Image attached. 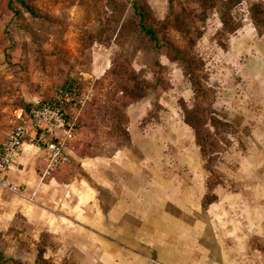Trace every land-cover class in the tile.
Listing matches in <instances>:
<instances>
[{"label": "rangeland", "instance_id": "rangeland-1", "mask_svg": "<svg viewBox=\"0 0 264 264\" xmlns=\"http://www.w3.org/2000/svg\"><path fill=\"white\" fill-rule=\"evenodd\" d=\"M27 1L39 16L0 0V129L17 106L75 85L85 102L78 155L113 154L128 142L126 127H154L153 145L132 149L140 160L154 157L157 182L170 178L156 199L202 188L214 203L201 216L206 233L237 235L250 256L241 264H264V0ZM136 2L159 44L142 30ZM41 221L27 201L0 189V264L100 263L75 260L34 227Z\"/></svg>", "mask_w": 264, "mask_h": 264}, {"label": "crops", "instance_id": "crops-1", "mask_svg": "<svg viewBox=\"0 0 264 264\" xmlns=\"http://www.w3.org/2000/svg\"><path fill=\"white\" fill-rule=\"evenodd\" d=\"M153 128L126 127L128 142L117 146L113 154L82 156L76 152L79 127L70 160L45 181L41 173L45 169L44 152L26 142L5 172L21 191H6L27 201L42 218L34 227L50 234L66 252L72 249L75 260H100L99 264H228L233 256L237 264L249 261V254L238 250L241 240L237 235L230 240L231 236L206 233L201 216L214 203L206 202L202 188L199 196L196 190L185 198L163 194L156 199L155 189L169 190L170 178L157 182L154 157L146 155L140 160L132 149L138 143L152 146L154 141L149 137L153 138ZM7 138L6 125L0 129V152Z\"/></svg>", "mask_w": 264, "mask_h": 264}, {"label": "built area", "instance_id": "built-area-1", "mask_svg": "<svg viewBox=\"0 0 264 264\" xmlns=\"http://www.w3.org/2000/svg\"><path fill=\"white\" fill-rule=\"evenodd\" d=\"M84 103L76 87H66L51 99L31 102L30 108L17 106L7 117L8 138L0 152V187L16 193L21 191L5 172L26 142L44 152L43 177L70 160L69 151L78 134L79 113Z\"/></svg>", "mask_w": 264, "mask_h": 264}, {"label": "trees", "instance_id": "trees-1", "mask_svg": "<svg viewBox=\"0 0 264 264\" xmlns=\"http://www.w3.org/2000/svg\"><path fill=\"white\" fill-rule=\"evenodd\" d=\"M18 3L21 4L26 9V11L29 12L32 16H39L38 10L33 5H31L27 0H8V5L10 6V8H12L15 11V13L20 14L21 13L20 10L17 9ZM134 6H135L136 13L140 16V26L142 30L145 32L146 35L150 37L152 41H154L156 44H159L160 42L159 32L152 25L148 24L146 10L137 2L134 4ZM174 20L178 26H180L183 23V19L178 15L177 16L175 15ZM169 46L176 53V58L180 60L181 58L182 60L184 59L183 52L178 47H176L175 44L170 43ZM194 74L195 72L189 71L191 81L195 87L196 92H198L199 83ZM66 87L68 88L75 87V85L70 84V85H67ZM24 106L27 108H30L31 103L25 104ZM201 139H202L201 137H198V143L201 147L203 155L207 156V145L205 144L206 142L205 141L200 142ZM39 258H43V251H40Z\"/></svg>", "mask_w": 264, "mask_h": 264}]
</instances>
